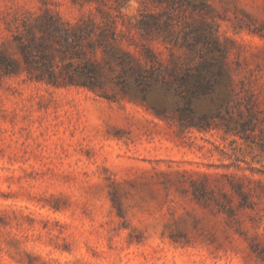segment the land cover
Segmentation results:
<instances>
[{
  "label": "rangeland",
  "instance_id": "374dc122",
  "mask_svg": "<svg viewBox=\"0 0 264 264\" xmlns=\"http://www.w3.org/2000/svg\"><path fill=\"white\" fill-rule=\"evenodd\" d=\"M139 1L0 0V53L20 66L0 70V264H264V0L184 13L212 24L231 78L229 104L193 101L189 127L132 98L121 68L86 41L78 54L100 65L95 91L24 69L32 36L34 61L45 54L56 72L81 62L39 38L50 18L94 20L92 43L108 13L122 48L167 62L133 27Z\"/></svg>",
  "mask_w": 264,
  "mask_h": 264
},
{
  "label": "trees",
  "instance_id": "16d2710c",
  "mask_svg": "<svg viewBox=\"0 0 264 264\" xmlns=\"http://www.w3.org/2000/svg\"><path fill=\"white\" fill-rule=\"evenodd\" d=\"M139 3L133 27L140 36L157 39L169 50L167 62L149 48L141 52L139 58L122 48L110 13L105 16L98 39L92 43L91 37L98 29L94 20L74 26L50 18L39 38L49 36L56 41L61 59L78 58L81 62L72 67L69 61L64 71L56 72L45 54L34 61L30 53L35 37L32 36L20 44L24 69L30 79L55 87L83 86L95 91L100 65L78 54L86 41L85 45L91 49L103 48L106 62L121 68L123 89H132V98L146 103L159 117L166 118L170 112L189 127L194 124L184 122V114L193 101L206 100L215 106H227L231 101V78L224 63L225 50L220 46L215 29L205 18L190 23L184 21L186 11L207 15L209 4L205 0H140ZM34 48L43 51L46 46L39 43ZM19 67L0 53V70L4 74L18 73Z\"/></svg>",
  "mask_w": 264,
  "mask_h": 264
}]
</instances>
